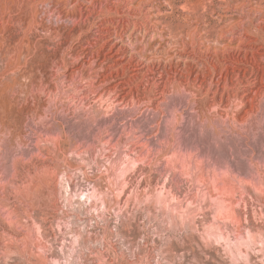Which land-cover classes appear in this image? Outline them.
I'll return each instance as SVG.
<instances>
[{
  "label": "rangeland",
  "instance_id": "374dc122",
  "mask_svg": "<svg viewBox=\"0 0 264 264\" xmlns=\"http://www.w3.org/2000/svg\"><path fill=\"white\" fill-rule=\"evenodd\" d=\"M249 233L264 0H0V264H231Z\"/></svg>",
  "mask_w": 264,
  "mask_h": 264
},
{
  "label": "bare ground",
  "instance_id": "6f19581e",
  "mask_svg": "<svg viewBox=\"0 0 264 264\" xmlns=\"http://www.w3.org/2000/svg\"><path fill=\"white\" fill-rule=\"evenodd\" d=\"M61 181H64L63 183L61 182L62 187L64 189V194L66 195V197L70 196L73 199V202L70 203L71 205L75 204L78 206H82L84 204H87V206H89V205H91V203L93 201H97V202H99V206H98L99 208L104 209L106 207L105 198L103 197V195L100 192L97 191V189L94 186L90 190L88 189V191H80L78 194H75L76 197L74 198L70 192V185L68 184V182H66V180L63 179L62 177H61ZM75 193H77V192H75ZM160 196H161V193H158V195L157 194L154 195L153 198L157 199V197L159 198ZM85 208H87V207H85ZM166 208H164V210ZM168 212L169 211H166V213H168ZM177 217L174 215L171 216V212H169V215H167V221L171 224V226L173 225V222H175L174 225L176 227L178 226L179 227L178 229L183 228L186 231L193 229V222L191 219L185 218L183 214H180V216L178 218ZM75 236L78 238L77 233H75ZM206 236L208 238H216V239L223 238L221 232H219L218 234H214L212 232H206ZM251 243H255V244L257 243L259 250L264 251V238L260 237L259 240L255 242V236L251 233L248 234L247 238L244 239L242 243H238V242L230 243L229 242L227 244L228 248L226 250L228 251L227 254L231 260V264H241V262L247 263V261H248V249L250 248ZM240 244H244L247 247V251L241 250L239 247Z\"/></svg>",
  "mask_w": 264,
  "mask_h": 264
},
{
  "label": "built area",
  "instance_id": "2783aa9c",
  "mask_svg": "<svg viewBox=\"0 0 264 264\" xmlns=\"http://www.w3.org/2000/svg\"><path fill=\"white\" fill-rule=\"evenodd\" d=\"M78 264V263H77Z\"/></svg>",
  "mask_w": 264,
  "mask_h": 264
}]
</instances>
